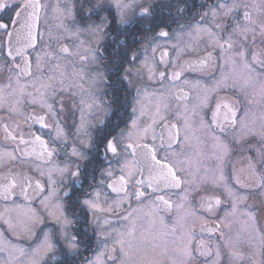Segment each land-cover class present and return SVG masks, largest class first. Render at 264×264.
<instances>
[{
  "label": "snow or ice",
  "instance_id": "1",
  "mask_svg": "<svg viewBox=\"0 0 264 264\" xmlns=\"http://www.w3.org/2000/svg\"><path fill=\"white\" fill-rule=\"evenodd\" d=\"M0 264H264V0H0Z\"/></svg>",
  "mask_w": 264,
  "mask_h": 264
}]
</instances>
